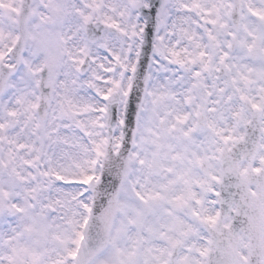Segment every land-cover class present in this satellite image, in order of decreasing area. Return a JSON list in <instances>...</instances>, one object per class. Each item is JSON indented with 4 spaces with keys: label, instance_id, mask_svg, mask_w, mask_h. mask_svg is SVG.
<instances>
[{
    "label": "snow or ice",
    "instance_id": "obj_1",
    "mask_svg": "<svg viewBox=\"0 0 264 264\" xmlns=\"http://www.w3.org/2000/svg\"><path fill=\"white\" fill-rule=\"evenodd\" d=\"M0 264H264V0H0Z\"/></svg>",
    "mask_w": 264,
    "mask_h": 264
}]
</instances>
